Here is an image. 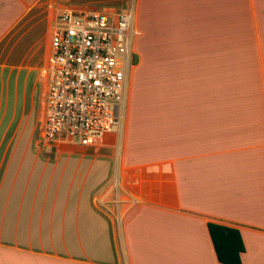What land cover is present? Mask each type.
Returning <instances> with one entry per match:
<instances>
[{
	"label": "crops",
	"instance_id": "crops-1",
	"mask_svg": "<svg viewBox=\"0 0 264 264\" xmlns=\"http://www.w3.org/2000/svg\"><path fill=\"white\" fill-rule=\"evenodd\" d=\"M132 6L121 144H42L57 13ZM210 223L264 264V0H0V264H228Z\"/></svg>",
	"mask_w": 264,
	"mask_h": 264
},
{
	"label": "built area",
	"instance_id": "built-area-1",
	"mask_svg": "<svg viewBox=\"0 0 264 264\" xmlns=\"http://www.w3.org/2000/svg\"><path fill=\"white\" fill-rule=\"evenodd\" d=\"M135 9L63 8L54 20L40 142L92 145L122 126L135 65Z\"/></svg>",
	"mask_w": 264,
	"mask_h": 264
},
{
	"label": "trees",
	"instance_id": "trees-1",
	"mask_svg": "<svg viewBox=\"0 0 264 264\" xmlns=\"http://www.w3.org/2000/svg\"><path fill=\"white\" fill-rule=\"evenodd\" d=\"M219 228L222 230H226L227 233H229L231 231V229L229 228H223L219 225L210 223V228H211V232L213 234V237L215 239V242L217 243V252L219 255V258L221 261L228 263V264H241L239 258H238V252L242 249V246L240 245L237 248H226V247H221L218 242L217 239L215 238V233H214V228ZM240 249V250H239Z\"/></svg>",
	"mask_w": 264,
	"mask_h": 264
},
{
	"label": "rangeland",
	"instance_id": "rangeland-1",
	"mask_svg": "<svg viewBox=\"0 0 264 264\" xmlns=\"http://www.w3.org/2000/svg\"><path fill=\"white\" fill-rule=\"evenodd\" d=\"M122 114H123V111H122ZM39 136H40V133H39ZM105 138H106L105 139L106 142L110 141L112 143H118V146L121 144L120 130H118L116 133L108 134Z\"/></svg>",
	"mask_w": 264,
	"mask_h": 264
}]
</instances>
